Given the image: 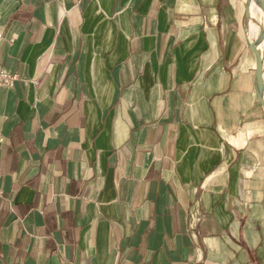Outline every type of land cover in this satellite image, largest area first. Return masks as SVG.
I'll use <instances>...</instances> for the list:
<instances>
[{"label": "crops", "instance_id": "obj_1", "mask_svg": "<svg viewBox=\"0 0 264 264\" xmlns=\"http://www.w3.org/2000/svg\"><path fill=\"white\" fill-rule=\"evenodd\" d=\"M247 7L0 0V264H264Z\"/></svg>", "mask_w": 264, "mask_h": 264}, {"label": "water", "instance_id": "obj_2", "mask_svg": "<svg viewBox=\"0 0 264 264\" xmlns=\"http://www.w3.org/2000/svg\"><path fill=\"white\" fill-rule=\"evenodd\" d=\"M254 3L257 9H261L264 12V0H248V9L251 4ZM250 19V14L248 16ZM264 42V27L260 30L258 36L251 42L250 46L254 51L257 59V69H256V78H257V92L259 101L264 106V53L258 50V45Z\"/></svg>", "mask_w": 264, "mask_h": 264}, {"label": "built area", "instance_id": "obj_3", "mask_svg": "<svg viewBox=\"0 0 264 264\" xmlns=\"http://www.w3.org/2000/svg\"><path fill=\"white\" fill-rule=\"evenodd\" d=\"M19 79V75L8 73L5 71L0 72V86L13 87L16 80ZM3 176V171L0 166V180ZM3 194V190L0 188V195Z\"/></svg>", "mask_w": 264, "mask_h": 264}, {"label": "bare ground", "instance_id": "obj_4", "mask_svg": "<svg viewBox=\"0 0 264 264\" xmlns=\"http://www.w3.org/2000/svg\"><path fill=\"white\" fill-rule=\"evenodd\" d=\"M251 8H252V11H251ZM257 11L258 10H256L255 5L252 3V6L250 7V13H251V17L253 20L251 21V23H253L256 33L260 29V25L264 24V12L261 9H259L260 15L258 17ZM251 23H250V26H251ZM258 48L263 50L264 49V42L262 44H259Z\"/></svg>", "mask_w": 264, "mask_h": 264}]
</instances>
